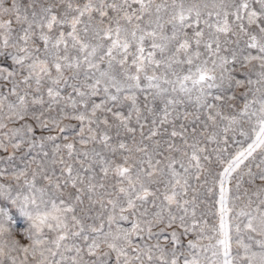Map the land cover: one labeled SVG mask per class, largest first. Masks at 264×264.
Returning a JSON list of instances; mask_svg holds the SVG:
<instances>
[{
  "label": "snow or ice",
  "instance_id": "6c2138e0",
  "mask_svg": "<svg viewBox=\"0 0 264 264\" xmlns=\"http://www.w3.org/2000/svg\"><path fill=\"white\" fill-rule=\"evenodd\" d=\"M0 264H264V0H0Z\"/></svg>",
  "mask_w": 264,
  "mask_h": 264
}]
</instances>
